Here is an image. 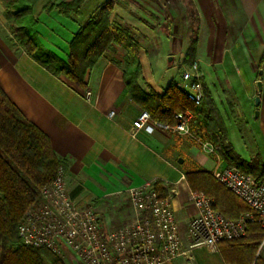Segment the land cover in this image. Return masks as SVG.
Masks as SVG:
<instances>
[{
  "label": "crops",
  "instance_id": "obj_1",
  "mask_svg": "<svg viewBox=\"0 0 264 264\" xmlns=\"http://www.w3.org/2000/svg\"><path fill=\"white\" fill-rule=\"evenodd\" d=\"M48 1L37 0L32 6L30 17L36 20L33 30L46 49L66 61L73 34L109 0H89L82 5L79 17L70 18L46 13ZM60 1L72 0L51 2ZM111 1L114 5L109 21L117 18L142 35L138 51L140 86L162 94L169 82L179 83V67H187L183 59L188 37L171 35L167 28L148 29L143 24L149 23L147 19L133 13L128 3ZM188 4L195 16L193 61L198 62L202 84L217 103L222 90L227 89L221 87L222 78L229 79L230 86L238 83L245 87L251 67L263 55L264 0H188ZM141 6L148 10L146 5ZM236 9L238 15L234 13ZM237 16L244 22L240 29L230 30V20ZM15 24L28 25L19 20ZM7 25L8 20L0 17V88L22 115L47 136L54 154L67 163L64 181L70 198L79 206L97 203L105 213L106 205L127 189L157 181L166 193L171 191V208L186 243L188 222L195 210L188 202L191 190L185 173L194 169L212 173L224 163L201 152L186 137L161 130L132 134V122L142 110L133 103L124 84V75L133 68L124 64L126 52L122 47L107 48L87 70L85 87L81 88L31 60ZM110 111H114L113 119L106 117ZM262 131L264 134V123ZM179 158L181 164L177 163ZM123 211L120 208L113 215H104L103 227L120 222ZM182 260L180 257L170 264H184Z\"/></svg>",
  "mask_w": 264,
  "mask_h": 264
},
{
  "label": "trees",
  "instance_id": "obj_2",
  "mask_svg": "<svg viewBox=\"0 0 264 264\" xmlns=\"http://www.w3.org/2000/svg\"><path fill=\"white\" fill-rule=\"evenodd\" d=\"M35 1L10 0L11 5L18 8L13 15L6 14L10 32L31 60L52 75L63 76L84 88L86 72L101 54L111 45L122 47L126 52L124 64L133 68L131 73L124 75V84L140 110L148 112L153 121L172 124L175 113L189 109L195 121L201 118L199 128L195 125V133L211 143L214 158L256 178L264 173V163L259 155L246 160L236 153L217 107L204 86V99L200 106L186 99L177 82H169L162 94L140 86L138 36L130 25L113 26L109 21L113 1L100 6L73 34L66 61L41 44L38 33L33 30L36 20L30 17L28 25L15 24L19 18L29 14L28 3L34 4ZM82 2L50 3L44 11L56 12L64 18L79 17ZM149 16L153 18L151 14ZM195 49L196 39L193 38L184 55L185 60L191 61L187 66L193 62ZM262 60L263 55L259 61ZM66 168L67 163L54 154L47 136L22 115L0 88V264H64L61 257L47 249L23 246L17 227L24 215L38 205L43 186L53 180L58 169L64 172ZM185 179L192 192L212 199L214 208L224 217L235 219L247 210L243 202L213 178L212 173L194 169L185 173ZM153 187L160 196L166 195L159 182H154ZM262 232L259 225L251 224L243 237L219 242L217 248L221 261L224 264H264L257 254Z\"/></svg>",
  "mask_w": 264,
  "mask_h": 264
},
{
  "label": "built area",
  "instance_id": "obj_3",
  "mask_svg": "<svg viewBox=\"0 0 264 264\" xmlns=\"http://www.w3.org/2000/svg\"><path fill=\"white\" fill-rule=\"evenodd\" d=\"M201 78L197 61L180 73L179 87L195 106L204 99ZM106 117L113 119L114 111ZM193 124L194 115L189 109L175 113L172 124L153 121L142 110L132 122V134L138 130L165 131L189 138L201 152L213 156V146L193 131ZM212 176L247 210L229 219L214 208L212 199L190 191L188 202L195 215L188 222L185 249L171 208V191L160 196L154 182L127 189L123 219L105 228L95 203L79 206L70 198L61 169L43 186L38 205L24 215L17 235L23 246L47 249L59 257L69 252L79 264H170L192 249L213 252L219 242L243 237L251 224L261 227L264 238V173L256 178L226 165L214 169Z\"/></svg>",
  "mask_w": 264,
  "mask_h": 264
},
{
  "label": "rangeland",
  "instance_id": "obj_4",
  "mask_svg": "<svg viewBox=\"0 0 264 264\" xmlns=\"http://www.w3.org/2000/svg\"><path fill=\"white\" fill-rule=\"evenodd\" d=\"M37 1V0H36ZM34 2V4L36 3ZM55 0H49L47 4L52 3ZM125 1L129 4L131 11L133 13H140L143 15L147 21H143L144 25L151 30H160L161 28H167L171 35L188 37V46L193 39L194 27H195V16L193 12V8L188 4V0H118ZM107 2V1H106ZM105 2V3H106ZM89 3V0H83L81 7L83 4ZM141 3L146 5L148 10L144 9ZM34 4H29V14L24 15L19 18V22L27 24L30 21V13L32 12V6ZM18 6H13L10 3V0H0V17H5L6 14L10 13L13 15L16 12ZM87 10V9H86ZM234 13L238 15V9L234 10ZM152 15L153 18H150L149 15ZM7 20V19H6ZM12 21V20H11ZM244 22V19L240 17H236L230 20V30L240 29V26ZM14 24V22H10ZM112 25L121 26L126 24L120 20L113 19L111 21ZM9 29V24L7 25ZM131 27V26H130ZM132 28V27H131ZM138 36V40H142V35L132 28ZM14 39L16 40L14 34ZM16 43L19 45L18 41ZM264 44V43H263ZM261 45V44H260ZM20 46V45H19ZM21 47V46H20ZM22 48V47H21ZM188 48V47H187ZM261 49V48H260ZM263 60L262 62H258L257 64L251 67V73L249 75V79L245 80L247 84L243 87L240 84H236L234 86H230V80L222 78L220 84L221 87L227 88L226 90H222L218 99H216L217 103H215L218 111V115L220 120L223 122L225 129L228 134L229 140L233 143L234 150L238 154L239 152L247 157V160L254 158L256 155H259L261 160L263 161L264 155V134L262 131V125L264 123V46H263ZM24 51V50H23ZM252 55V54H251ZM257 60V58L255 59ZM191 61L183 59V63L188 65ZM185 67H179V69L183 70ZM258 68L262 70L261 80V100L258 106V114L255 117L254 112L256 108L254 107L253 98L256 96L257 92L254 87V82L258 80V75L256 71ZM258 73V71H257ZM238 78V76H237ZM239 79V78H238ZM231 88V89H228ZM201 118L198 117L195 124H193V131L196 132V128H199ZM198 135V134H197ZM194 144V143H193ZM196 146V145H195ZM197 147V146H196ZM198 148V147H197ZM211 156V155H210ZM224 166L226 164L224 163ZM223 166V167H224ZM115 202H111L106 205L108 207V211L105 213L102 212L104 209L100 210L95 203V208L100 218L103 216H107V213L113 215L116 210L123 208L126 213V195H121L117 199H114ZM104 208H107V207ZM105 211V210H104ZM123 214V213H122ZM112 223L111 226L118 224ZM110 226V227H111ZM186 243H184V249L186 247ZM187 248V247H186ZM259 255L264 258V242L262 241L259 244ZM64 264H79L74 256L69 252H64L61 257ZM182 261L184 264H220L219 251L216 247L215 251L209 252L205 249H192L189 250L185 256L182 257Z\"/></svg>",
  "mask_w": 264,
  "mask_h": 264
},
{
  "label": "water",
  "instance_id": "obj_5",
  "mask_svg": "<svg viewBox=\"0 0 264 264\" xmlns=\"http://www.w3.org/2000/svg\"><path fill=\"white\" fill-rule=\"evenodd\" d=\"M170 60H171V57L168 58V61H170ZM261 73H262V70H258L257 74L260 75ZM255 87H256L257 95L254 97V107L257 108L259 106L260 100H261L260 96H259V94H260V92L262 90L261 81L260 80H257L255 82ZM257 114H258V110L256 109L255 112H254V116L256 117ZM177 163L181 164L182 163V159L181 158L177 159Z\"/></svg>",
  "mask_w": 264,
  "mask_h": 264
},
{
  "label": "flooded vegetation",
  "instance_id": "obj_6",
  "mask_svg": "<svg viewBox=\"0 0 264 264\" xmlns=\"http://www.w3.org/2000/svg\"><path fill=\"white\" fill-rule=\"evenodd\" d=\"M259 69H261V68H258L257 71H258ZM257 71H256V74H257ZM257 75H258V74H257ZM261 75H262V73H261L260 75H258V77H259L258 80H261V79H260V78L262 77ZM256 81H257V80H256ZM256 81H255V82H256ZM254 87H255V84H254ZM255 89H256V87H255ZM256 92H257V91H256ZM256 95H257V94H256ZM259 96H260V99H261V92H260ZM253 102H254V98H253ZM256 109H258V107H257Z\"/></svg>",
  "mask_w": 264,
  "mask_h": 264
}]
</instances>
